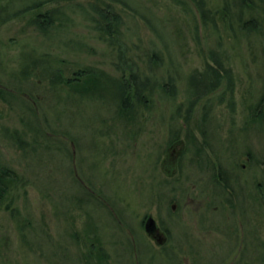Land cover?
<instances>
[{
    "label": "rangeland",
    "instance_id": "obj_1",
    "mask_svg": "<svg viewBox=\"0 0 264 264\" xmlns=\"http://www.w3.org/2000/svg\"><path fill=\"white\" fill-rule=\"evenodd\" d=\"M182 1H113L106 13L95 0H0V56L17 55L19 89L14 109L6 114L0 103V127L10 130L0 133V167L21 184L7 196L11 210L0 211V264H220L234 246L226 264L241 256L264 264V22L249 35L229 23L223 1L204 0L205 20L202 5ZM99 12L111 15L114 36ZM213 58L234 83L198 100L185 120L188 78ZM128 68L151 86L158 81L148 105L134 98ZM169 75L175 99L164 90ZM190 78L193 94L212 88ZM4 79L11 81L0 73ZM45 136L68 157L45 158ZM181 140L176 166L165 159ZM81 175L84 193L92 187L85 175L104 183L107 210L78 205ZM219 175L232 183L209 184ZM209 197L219 210L206 206ZM227 197L236 206L219 205ZM176 242L190 252L175 258Z\"/></svg>",
    "mask_w": 264,
    "mask_h": 264
},
{
    "label": "flooded vegetation",
    "instance_id": "obj_2",
    "mask_svg": "<svg viewBox=\"0 0 264 264\" xmlns=\"http://www.w3.org/2000/svg\"><path fill=\"white\" fill-rule=\"evenodd\" d=\"M61 1H67V0H61ZM68 1H70V0H68ZM223 1V4H224V6L226 5V0H221V2ZM193 2V1H192ZM5 52H6V50H5ZM7 54L5 53V55L3 56V57H1L0 58V73H1V75L3 74L4 76H6V77H11V81H10V83L9 84H7L8 82V80L7 79H4V80H0V103L3 105V109L5 110V112H6V114L8 113V111L9 110H12V109H14L13 108V106L17 103V100H18V94H19V89H18V84H17V82H16V85L14 84L15 83V80L17 81V75L16 74H14L13 72H14V70L16 69V67H17V55H16V57L13 59V58H11L10 60H8V58H7ZM211 56H214V55H211ZM213 63H214V65H211V64H205L204 65V68H203V70H201V71H196V72H198V73H206V77H209L210 76V73L211 72H213V73H215L216 75H218L219 77H220V79H222L221 80V82H220V84L217 86V88L213 91V92H215L217 89H220V87L224 84V82H226L227 83V79H226V72L227 71H230L231 72V70L230 69H227L226 68V65H225V63H223V62H221V59H217V58H213ZM8 62H10V63H8ZM14 64H15V66H14ZM11 66V67H10ZM7 67L9 68V70H7ZM118 71H120V69L118 68ZM195 73V72H194ZM214 74V75H215ZM192 75H194V74H191L190 75V77L192 76ZM231 75V74H230ZM190 77L188 78V80L190 79ZM111 80V79H110ZM233 83H234V79H233ZM61 84V83H60ZM229 86V85H228ZM212 93V92H211ZM209 96V95H208ZM185 97H186V100L184 101V104H186L187 105V108H186V111H185V120H189V119H191V112L192 111H194L195 109H196V104H197V102H198V100H202V99H197L196 100V102L193 104V106H189V104H188V96H186L185 95ZM127 98H128V96H127ZM135 98V97H134ZM205 98V97H204ZM210 98V97H209ZM124 99H125V97H124ZM124 99H123V101H124ZM131 99V98H130ZM136 99V98H135ZM148 99L149 98H147L146 100H145V102H143L144 104H145V106L146 105H148ZM211 99V98H210ZM210 99H208L206 102H205V104H204V106H202L203 107V110H204V112H203V119H202V122H203V127H202V130H203V134H206L207 133V121H208V117H207V115L209 114V111H207L210 107H209V103H211L212 101L210 100ZM264 99V98H263ZM137 100V99H136ZM223 96H220V98H219V101L222 103L223 101ZM139 102V101H138ZM128 103L129 104H134L135 105V103H134V101H132V102H130V100L128 101ZM158 104H160V101H158ZM183 106H185V105H183ZM193 107H195V108H193ZM180 108L182 109V107H179L178 109H177V114L178 115H180L181 116V112L179 111L180 110ZM3 109H2V111H3ZM2 111H0V112H2ZM182 116H183V114H182ZM179 118H181V117H179ZM2 132V134L4 135V134H7V135H9L8 134V132H10V130L9 129H6V128H4V127H0V133ZM17 132V131H16ZM65 135V133H63V132H61V133H59V136L61 137V136H64ZM47 137H49V139H50V135H48L47 134ZM51 140V139H50ZM43 143H44V148H43V150H44V152L46 153L45 154V158L47 157V159L49 158V161H51L52 159L50 158V156H51V154H52V156L53 157H55V156H61V157H68V155H66V153H65V151H63L62 150V148H61V145L60 144H52L51 142H49L48 141V139L46 140V136H45V138H44V141H43ZM205 146V145H204ZM184 151H185V142L184 141H178V142H176V143H174L172 146H171V148H169L168 150H167V158L165 159V161H171V163L172 164H174L175 163V165L177 166V163H178V160L179 159H181V157H182V155H183V153H184ZM162 165H163V162L161 163V169H162ZM0 169H7V170H9V171H11V172H13L12 170H10V169H8V168H5V167H3V168H1L0 167ZM78 169H79V171H78V173L80 174L81 172L83 173V171H82V169H81V166H78ZM109 169V168H108ZM83 179H84V177H82V175H81V179H78V183H77V187H76V189L78 190V193H80V197H78V205L79 206H81V209L82 208H84V210H86V208L87 207H89V208H91V210H93V212H94V208L95 207H98V208H104V209H108V207H109V205H110V202H112V201H110V200H108V198L106 197V195H105V192H104V183H102L101 181H98V182H92L91 180H90V178H86V175H85V179H87V182L86 183H88V184H90L92 187H91V190H89L90 192H85L84 193V190H83V188L84 187H86V185L84 184V181H83ZM210 181H209V184H218L219 183V185L221 184V183H223V181H225V183L226 184H229V183H232L231 181L229 182L227 179H225V178H222V175H219V176H214V177H210ZM228 182V183H227ZM14 182L12 181V182H10V184H13ZM95 187V188H94ZM94 188V189H93ZM97 190V195L98 196H93L94 194H93V192H94V190ZM210 189L212 190V191H215V192H222V191H219L218 189H215V188H213V187H210ZM219 189H221V188H219ZM9 195H14V193H8L7 194V196H9ZM213 196V195H212ZM104 199H103V198ZM213 197H215V196H213ZM106 198V199H105ZM110 198V197H109ZM228 198V199H227ZM224 201H221L220 203H219V205H221V206H223V205H226V203L227 202H229V203H231L232 202V200H233V198L232 197H227ZM211 199V200H210ZM209 202H207V205L206 206H213V208H214V210L215 211H217V210H219L220 209V206H215V202H214V198H212V197H209ZM109 203H108V202ZM211 201V202H210ZM102 202V204H100ZM235 202H238V200L237 201H235V200H233V205L234 206H236L235 205ZM94 203L95 204H97L95 207H94ZM106 204V205H105ZM232 204V203H231ZM219 207V208H218ZM11 209L10 208H6V209H4V211H10ZM1 211V210H0ZM143 225H145L144 223H143ZM145 227V226H144ZM162 231V230H161ZM189 232V231H188ZM155 233H157V229H155V231L152 233V235H155ZM162 234V233H161ZM177 234V233H176ZM179 236V234H177V236L176 237H178ZM186 236L188 237L189 236V234L187 233L186 234ZM163 239H165L164 238V236L162 237ZM179 239V238H178ZM171 240H169L168 238H167V240H165V246L167 245V244H169V242H170ZM179 242V241H178ZM177 243V242H176ZM188 242H186V243H182V245H180V247H177L178 246V244L179 243H177V245H176V249L174 250V252L176 253L175 254V258L179 255V253L180 252H182V253H186V250L188 251V252H190V247L188 246V244H187ZM164 245H163V247H164ZM234 248H235V246H234ZM233 248V250H234V252H235V249ZM233 250L230 252V255L226 258V259H223L222 261H221V263L220 264H226L227 262H226V260L228 259V258H230L231 256H232V252H233ZM178 252V253H177ZM240 257V255L238 256V253H237V255L235 256V258L236 259H238ZM246 257H247V254H246ZM235 264H248V262L246 261V258H245V256H241L238 260H237V262L235 263Z\"/></svg>",
    "mask_w": 264,
    "mask_h": 264
},
{
    "label": "trees",
    "instance_id": "obj_3",
    "mask_svg": "<svg viewBox=\"0 0 264 264\" xmlns=\"http://www.w3.org/2000/svg\"><path fill=\"white\" fill-rule=\"evenodd\" d=\"M98 1L99 3H101L103 5V9H106V13H111V6L113 4V1H120L121 0H95ZM106 1H108V3H105ZM181 2H184L182 0H180ZM193 2H195L197 5H202L203 7L199 8L202 17H204V20L208 17V10L206 8L205 5V1L204 0H191ZM236 1V0H235ZM240 1V6L238 5H225V13L228 15L227 18H229V23L231 24V22L234 21H238V23H240V31L245 30L247 32V34H251V32H257L260 33L261 29L263 27V22L264 19L261 18V16L264 15V0H237ZM102 9V10H103ZM235 9V10H233ZM235 11V12H234ZM248 14L251 16L249 19H245L246 15ZM102 15V18H108L106 20V30L107 33L111 36H114L112 34V24L113 22L112 17H110L111 15H104L105 13L103 12H99ZM109 16V17H106ZM209 18V17H208ZM116 21H118L117 19H114ZM110 26V27H109ZM119 34V33H118ZM113 38V37H112ZM115 39H110L109 40V44L112 47V43ZM154 58H155V63L162 64L161 66L164 67V63H161L162 59L161 56L158 54H154ZM132 61V60H130ZM159 61V62H158ZM163 62V61H162ZM121 69V67H119ZM123 70V69H122ZM130 72V85H131V89L135 94V98L137 99V101L141 102L142 104H144L143 102H145V100L147 98H149L152 94V89L157 88L158 89V81L155 82L154 86H151V81H149V77L146 78H142L141 75H139V73H137V71H135L132 68H128L126 69ZM164 73L167 72L166 74L170 73V70L168 69H164L163 71ZM215 73L211 72L209 77H206V73H195L194 75H198L199 77L202 78L201 83L203 82H208V80H210L212 82V88L208 91H206L204 94H193V92H190V81L192 82V78H190V81L188 80V91H187V96H188V104L189 106H193V104L196 102L197 99H202L204 97H207L211 92H213L217 86L220 84L221 80L220 77L218 75H214ZM226 79H227V85L228 88H231L232 84H233V78L230 76V71L226 72ZM172 75H169L168 78V82L166 84V86H169V89L167 90V87H164V90L166 88L165 91H167V97H170L175 99V83L173 81V77H171ZM193 76V75H192ZM115 81H117V79H114ZM112 81V80H111ZM70 82V81H69ZM118 82V81H117ZM121 86V85H120ZM160 88V87H159ZM163 88V87H162ZM122 89V96L121 99L119 101V103H123V99H124V93H123V88L121 86ZM163 91V89H162ZM162 91L160 92L162 94ZM162 98H164L163 94H162ZM166 101H168V99L164 98ZM263 100V99H262ZM175 101V100H174ZM131 102V101H130ZM145 105V104H144ZM261 119L262 115L259 114L258 115ZM19 179L18 176L14 173L11 172L7 169H0V210H2V208L6 207L7 209L10 207V201L7 197L8 193H12L10 191H16L18 190V188H20L21 184L19 183ZM14 182L13 184H10V182ZM15 184V185H14Z\"/></svg>",
    "mask_w": 264,
    "mask_h": 264
},
{
    "label": "water",
    "instance_id": "obj_4",
    "mask_svg": "<svg viewBox=\"0 0 264 264\" xmlns=\"http://www.w3.org/2000/svg\"><path fill=\"white\" fill-rule=\"evenodd\" d=\"M156 229V223L155 220L152 218H149L146 224V230L148 233L153 232Z\"/></svg>",
    "mask_w": 264,
    "mask_h": 264
}]
</instances>
